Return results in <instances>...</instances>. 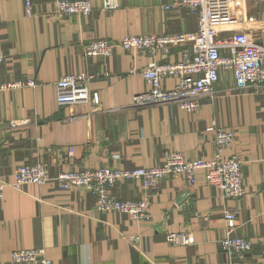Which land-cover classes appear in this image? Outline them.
Here are the masks:
<instances>
[{
    "label": "crops",
    "instance_id": "1",
    "mask_svg": "<svg viewBox=\"0 0 264 264\" xmlns=\"http://www.w3.org/2000/svg\"><path fill=\"white\" fill-rule=\"evenodd\" d=\"M177 1L117 0L116 8L104 9L102 0H90V14L60 15L55 0H30L29 7L25 0H0V178L12 180L23 162L41 161L53 176L68 169L154 166L166 150L210 159L208 124L214 118L234 133L223 154L242 158L244 194L224 197L204 169L195 170L190 186L178 175L160 178L156 189L136 178L119 179L113 195L148 202L150 219L136 220L99 210L81 187L60 189L52 180L6 187L0 264H34L11 261L20 248H42L51 264H264V86L237 89L232 71L219 68L212 96H203L195 110L173 102L133 106V96L148 89L142 74L148 62L177 61L180 47L154 58L121 47L107 57L83 53V43L97 37L196 31L195 12ZM245 6L259 19L264 0H245ZM253 38L264 43V32ZM77 72L94 75L89 88L98 104L57 103L56 81ZM175 82L162 80L166 88ZM20 118L30 123L11 128L10 120ZM67 146L73 154L63 160ZM225 209L235 212L233 220L224 219ZM169 232L189 233L194 241L170 243ZM228 232L251 238L252 250L242 256L223 250Z\"/></svg>",
    "mask_w": 264,
    "mask_h": 264
},
{
    "label": "built area",
    "instance_id": "2",
    "mask_svg": "<svg viewBox=\"0 0 264 264\" xmlns=\"http://www.w3.org/2000/svg\"><path fill=\"white\" fill-rule=\"evenodd\" d=\"M25 3L29 7L30 0H25ZM176 4L195 12L196 31L97 37L83 43V53L107 57L116 47H121L146 52L154 58L158 54H167L171 46L180 47V58L177 61L159 62L151 59L148 62L142 70L148 89L133 96V106L173 102L186 110H195L201 106L203 96H212L213 85L219 78V68L232 71L237 89L263 88L264 43L250 38L245 26L250 22H264V6L257 19L247 13L245 0H178ZM117 6V0H102L104 9ZM92 9L90 0H55V11L60 15H87ZM3 59L0 44V63ZM93 76L87 72L61 76L55 83L57 103L61 106L87 101L98 104L97 92H91L89 88ZM167 77L176 79L171 88L162 84V80ZM27 82L33 83L34 80ZM29 123V118H20L10 120L9 125L11 128H20ZM208 128L213 131L214 142V153L210 159H185L181 152L166 150L162 163L154 166L68 169L53 176H49L46 164L41 161L23 162L15 167L12 180L0 178V199L6 187L19 189L27 183L43 184L52 180L60 189H86L94 196L96 207L101 211H119L136 220H148L150 215L145 198L124 200L113 195L110 188L119 179L136 178L144 186L156 189L160 178L177 175L182 176L187 186H190L194 183V172L197 169L205 170L207 182L217 186L224 197L240 198L244 194L241 171L243 160L238 154H223L224 148L233 142L234 133L218 125L214 118L210 119ZM63 154V160L70 157L73 147L67 146ZM223 213L227 221L235 218L234 211L225 209ZM166 239L170 243L180 244H191L194 241L193 236L185 232H169ZM220 244L223 250L237 256L253 248L251 238L229 232ZM11 261L51 264L42 248L16 249L11 254Z\"/></svg>",
    "mask_w": 264,
    "mask_h": 264
},
{
    "label": "rangeland",
    "instance_id": "3",
    "mask_svg": "<svg viewBox=\"0 0 264 264\" xmlns=\"http://www.w3.org/2000/svg\"><path fill=\"white\" fill-rule=\"evenodd\" d=\"M252 18H255L251 16ZM250 29H247L246 32L250 38L255 37L257 34H262L264 32V22H250ZM264 41V38L262 39Z\"/></svg>",
    "mask_w": 264,
    "mask_h": 264
}]
</instances>
